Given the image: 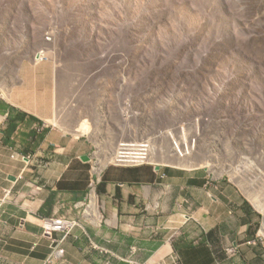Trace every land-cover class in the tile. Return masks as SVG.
Here are the masks:
<instances>
[{"label":"rangeland","instance_id":"rangeland-1","mask_svg":"<svg viewBox=\"0 0 264 264\" xmlns=\"http://www.w3.org/2000/svg\"><path fill=\"white\" fill-rule=\"evenodd\" d=\"M160 1L0 0V78H28L32 62L42 74L55 64L60 84L69 89L76 105L71 116L86 117V123L94 125L96 172L107 166L204 172L213 189H224L231 200L242 197L250 235L258 254H264V0H227L235 21L224 31L215 13L221 0L215 5L175 0L179 7L165 15L176 21L177 37H192L209 49L204 53L220 52L213 43L224 46V37L230 42L234 36L237 47L245 50L256 40L255 55L263 65L255 68L239 56H220V67L210 74L187 55L163 63L145 55L140 59L145 67H153L154 75H144L136 71L145 67L134 59V50L121 53L119 35L124 27L142 38L151 33L157 37L153 33L159 24L165 32L170 26L166 22L156 27L150 23L162 20L152 17L163 14ZM210 15L220 29L209 43H197L198 34L200 39L207 32L211 35L212 24L200 29ZM77 34L83 36L80 44L86 40L83 48L72 38ZM159 40L169 44V37ZM87 42H94L95 50ZM83 50L89 55L86 64L85 56L80 57ZM171 64L176 70L168 80L163 69ZM72 66L77 73L71 72ZM120 80L129 86L139 80L145 90L122 93L117 90ZM126 151L133 158H120ZM91 187L95 189L96 182Z\"/></svg>","mask_w":264,"mask_h":264},{"label":"crops","instance_id":"crops-1","mask_svg":"<svg viewBox=\"0 0 264 264\" xmlns=\"http://www.w3.org/2000/svg\"><path fill=\"white\" fill-rule=\"evenodd\" d=\"M31 64L28 78H0V264H264L242 197L204 172H96L94 125L71 116L55 64ZM62 218L81 224L66 238L48 229Z\"/></svg>","mask_w":264,"mask_h":264},{"label":"trees","instance_id":"trees-1","mask_svg":"<svg viewBox=\"0 0 264 264\" xmlns=\"http://www.w3.org/2000/svg\"><path fill=\"white\" fill-rule=\"evenodd\" d=\"M208 1H212L213 4H216V0H208ZM161 6L159 7L160 11H163V14H160V12H155L153 13L152 17L153 18H159L162 19L164 21H157V20H152L150 19V23H152V25H154V27H156L157 23L160 22H166L167 24H169L170 26L168 27V29L163 32L160 30V24L159 27H157V31L155 28V31L153 33L154 36H156L158 34L157 37H153L152 33L150 36H147L146 38H142L140 36H138V34H136L134 31H130V30H125L124 27H122V34L119 35V43L122 46V54H125V51L130 48L132 50H134L133 53L134 54V59L137 60L138 64L141 65H145L144 62H142V60L140 59V57H144L145 55H154L155 61L159 63H163V62H167V60H175V61H179L182 60L184 58L185 55H187L189 57V59L193 62V63H198L200 65H203L205 67H203V71L207 72V73H214L219 67V63H222V58H226L228 56V58H230L233 55L239 56L241 58H243L244 60H248L247 62L251 63L254 65L255 68L263 65L261 63V59L259 58V54L255 55L256 49L254 46V43L256 44V40L254 43H250L248 46H246V50L245 49H241L239 47H237L236 45V38L233 36V39L229 42V40L227 39V37H224V46H221L219 44V42H214V45H217L218 47L221 48L220 52L218 51H206L204 53V50H209V49H203L201 44H196V42L193 41V38L188 36V35H184L183 37H177V33L175 30V24L176 21H172L169 19V17L165 16L166 14H168V10L170 11V9H173L174 7H179V4L175 1V0H161ZM181 2V0H180ZM193 4V2H191ZM225 3L227 4V0H221V6L217 1V8H215V13L218 15V19L219 21L222 23V26H220L221 30L224 31L225 28L229 29L232 28V24H230V22L235 21L233 14L231 13V9L229 8V6L225 5ZM215 7V6H214ZM220 7V8H219ZM171 12V11H170ZM165 16V17H164ZM212 16H209V20L208 18L205 19V21L203 23L206 24H201L200 25V29H205L210 27V25L212 24ZM149 21V19H148ZM219 21H216L212 24V32L211 35L207 32L205 33V37L203 39H200L201 33L198 34L199 36L197 37V43L201 42V41H206L207 43H209L210 39L211 41L214 38V30L215 29H220L219 28ZM231 25V26H230ZM158 26V24H157ZM204 27V28H203ZM201 31V30H200ZM217 32V30H216ZM210 36V37H209ZM83 37V36H82ZM82 37H79V34H77L76 36H73V40L75 42L76 45H79L81 48L84 47L86 40L84 41V44H80L78 41H82ZM169 37V44L166 46L164 45L163 41H160L159 38H166ZM175 37V38H174ZM85 38H88L87 36ZM84 38V39H85ZM195 38V37H194ZM72 41L70 40V43ZM145 44H148V46H146ZM155 46L154 50L152 48H150L149 46ZM86 46H94V50H95V43L93 42V44H91L90 42H87ZM179 47H181V49L179 50ZM223 47V49H222ZM201 50V51H200ZM98 53L100 51H97ZM156 52V53H155ZM201 52V54L199 53ZM83 57L84 59V64L87 63V61L89 62V55L85 50H83L80 54V57ZM133 56V55H132ZM220 56L222 58H220ZM149 64V62H147ZM73 64V61H72ZM145 67V66H144ZM153 67L149 68V67H145L143 68L142 66L137 67L136 71L137 73H143L145 75V73H151L154 75V71L152 69ZM121 68H119L120 70ZM76 68L74 66H72L71 72L73 73H77L75 72ZM174 70H176V67L174 65L171 64V66H168V68L163 69V72L165 74V77L170 80L171 79V75L170 72H173ZM167 74V75H166ZM169 85L166 84V88L169 89L168 87ZM117 90H120L122 93L124 92H135L137 94V92L140 91H144V87L141 84V82H139V80H136L133 84V86H129L127 85V83L123 80L119 81V86L117 88ZM163 107H166V105L164 104ZM30 117L32 119L35 120H39L37 117L33 116V115H29L28 113H24V112H18L17 113V120H22L25 117ZM41 123V122H40ZM132 169L136 172H138L140 170V167H132Z\"/></svg>","mask_w":264,"mask_h":264},{"label":"built area","instance_id":"built-area-1","mask_svg":"<svg viewBox=\"0 0 264 264\" xmlns=\"http://www.w3.org/2000/svg\"><path fill=\"white\" fill-rule=\"evenodd\" d=\"M128 145H124V150H127L129 148ZM131 155V152H123L121 153L120 155V158H123V159H126V158H133ZM133 160H131L132 162ZM94 183V181H93ZM54 223L52 225H50L48 227V229L50 227H52V229L54 228L55 230L57 231H60L64 234V238H66L68 235H70L73 230L77 227V226H80V222L76 219H72V218H62V219H57V220H54L53 221ZM64 249H60L59 252H63ZM231 251H234V249H232Z\"/></svg>","mask_w":264,"mask_h":264},{"label":"water","instance_id":"water-1","mask_svg":"<svg viewBox=\"0 0 264 264\" xmlns=\"http://www.w3.org/2000/svg\"><path fill=\"white\" fill-rule=\"evenodd\" d=\"M85 159H86V160H88V159H89V157L87 156V157H85ZM160 168H161V167H157V169H160Z\"/></svg>","mask_w":264,"mask_h":264},{"label":"clouds","instance_id":"clouds-1","mask_svg":"<svg viewBox=\"0 0 264 264\" xmlns=\"http://www.w3.org/2000/svg\"><path fill=\"white\" fill-rule=\"evenodd\" d=\"M96 182V180L94 179V183ZM93 182H92V184H94Z\"/></svg>","mask_w":264,"mask_h":264}]
</instances>
